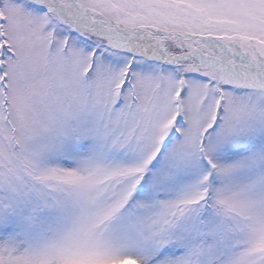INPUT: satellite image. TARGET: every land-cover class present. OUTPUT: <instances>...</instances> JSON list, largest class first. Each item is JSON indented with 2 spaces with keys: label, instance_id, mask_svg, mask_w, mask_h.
<instances>
[{
  "label": "snow or ice",
  "instance_id": "obj_1",
  "mask_svg": "<svg viewBox=\"0 0 264 264\" xmlns=\"http://www.w3.org/2000/svg\"><path fill=\"white\" fill-rule=\"evenodd\" d=\"M0 264H264V0H0Z\"/></svg>",
  "mask_w": 264,
  "mask_h": 264
}]
</instances>
